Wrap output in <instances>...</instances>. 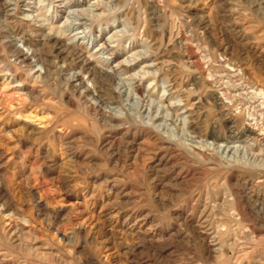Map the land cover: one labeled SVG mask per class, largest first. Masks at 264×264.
<instances>
[{"label":"rangeland","instance_id":"1","mask_svg":"<svg viewBox=\"0 0 264 264\" xmlns=\"http://www.w3.org/2000/svg\"><path fill=\"white\" fill-rule=\"evenodd\" d=\"M0 264H264V0H0Z\"/></svg>","mask_w":264,"mask_h":264},{"label":"bare ground","instance_id":"2","mask_svg":"<svg viewBox=\"0 0 264 264\" xmlns=\"http://www.w3.org/2000/svg\"><path fill=\"white\" fill-rule=\"evenodd\" d=\"M61 53V52H60ZM18 55L20 58V61L22 62H25V55L23 53L20 54V52H18ZM87 73L89 74V76H92V78L96 81V86H97V89L98 88H103L104 86V83H103V80L102 78H110L112 77V72L111 73H106L96 67H88L87 66V69H86ZM258 93H260L261 95H263V93L261 92V90H258ZM253 134L254 131H253V128L250 127L249 125L248 126H245L244 129L241 130L240 134ZM249 136V135H248ZM11 230V229H10Z\"/></svg>","mask_w":264,"mask_h":264}]
</instances>
